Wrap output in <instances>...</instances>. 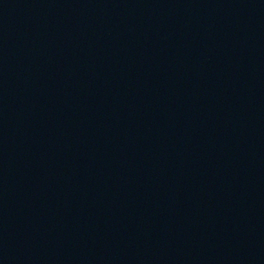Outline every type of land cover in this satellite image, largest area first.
Here are the masks:
<instances>
[{
  "label": "water",
  "instance_id": "water-1",
  "mask_svg": "<svg viewBox=\"0 0 264 264\" xmlns=\"http://www.w3.org/2000/svg\"><path fill=\"white\" fill-rule=\"evenodd\" d=\"M0 264H264V0H0Z\"/></svg>",
  "mask_w": 264,
  "mask_h": 264
}]
</instances>
